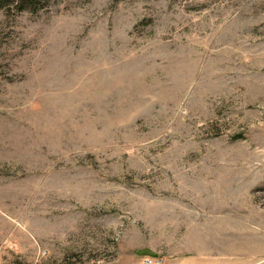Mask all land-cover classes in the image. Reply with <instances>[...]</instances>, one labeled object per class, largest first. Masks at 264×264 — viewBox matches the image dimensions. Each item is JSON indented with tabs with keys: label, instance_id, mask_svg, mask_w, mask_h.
Returning <instances> with one entry per match:
<instances>
[{
	"label": "rangeland",
	"instance_id": "obj_1",
	"mask_svg": "<svg viewBox=\"0 0 264 264\" xmlns=\"http://www.w3.org/2000/svg\"><path fill=\"white\" fill-rule=\"evenodd\" d=\"M0 264H264V0L0 9Z\"/></svg>",
	"mask_w": 264,
	"mask_h": 264
},
{
	"label": "trees",
	"instance_id": "obj_2",
	"mask_svg": "<svg viewBox=\"0 0 264 264\" xmlns=\"http://www.w3.org/2000/svg\"><path fill=\"white\" fill-rule=\"evenodd\" d=\"M50 0H0V9L14 6L19 12L30 10L36 11L44 5L48 4Z\"/></svg>",
	"mask_w": 264,
	"mask_h": 264
}]
</instances>
